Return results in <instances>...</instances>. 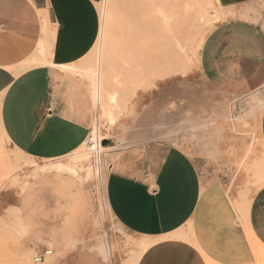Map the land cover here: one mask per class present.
Returning <instances> with one entry per match:
<instances>
[{
  "label": "rangeland",
  "instance_id": "374dc122",
  "mask_svg": "<svg viewBox=\"0 0 264 264\" xmlns=\"http://www.w3.org/2000/svg\"><path fill=\"white\" fill-rule=\"evenodd\" d=\"M146 2L97 0L98 38L72 66L92 100L90 132L98 126L106 149L76 162L71 173L54 165L92 145L90 134L54 159L19 153L0 135V264H137L152 240L126 228L107 201L111 168L135 145L162 141L176 147L196 164L201 187L220 181L240 213L264 185V69L251 68L243 75L254 78L217 88L200 67L205 37L234 11L217 0H167L169 10L186 4L188 17L178 32L150 24ZM135 26L148 27L144 57L135 55ZM175 36L184 47L180 54L171 52L177 43L169 37ZM146 57L153 60L148 71L141 67ZM98 70L107 93L99 104L92 92L97 79L91 78ZM108 96L103 113L101 101ZM253 246L252 264H264V246Z\"/></svg>",
  "mask_w": 264,
  "mask_h": 264
},
{
  "label": "crops",
  "instance_id": "0c3cea01",
  "mask_svg": "<svg viewBox=\"0 0 264 264\" xmlns=\"http://www.w3.org/2000/svg\"><path fill=\"white\" fill-rule=\"evenodd\" d=\"M96 2L0 0V135L17 152L54 159L88 138L92 100L72 66L98 38ZM218 3L235 14L205 37L199 61L222 88L264 69V0ZM202 182L196 164L162 141L118 156L107 178L108 206L152 240L137 264L254 262V242L264 246V185L240 213L220 181Z\"/></svg>",
  "mask_w": 264,
  "mask_h": 264
},
{
  "label": "bare ground",
  "instance_id": "6f19581e",
  "mask_svg": "<svg viewBox=\"0 0 264 264\" xmlns=\"http://www.w3.org/2000/svg\"><path fill=\"white\" fill-rule=\"evenodd\" d=\"M147 2H146V4H145V7H144V10L145 11H147V15H148V17H147V20L149 19V23L150 24H154L155 22H157L158 24H161L160 25V27L162 26V25H164V26H162L161 28H160V30H164V29H166V30H171V31H173V29L172 28H175V29H180V28H183L182 27V22H183V19H185L184 18V16L186 17V19H187V17H188V12L186 11L187 10V8H186V4H182L181 6H177V8H173V9H168L166 6H165V3L167 2V0H146ZM191 1V0H190ZM145 2V1H144ZM217 2H218V0H217ZM167 4V3H166ZM143 5V4H142ZM196 14V13H195ZM145 16V15H144ZM146 20V21H147ZM145 21V20H144ZM145 21V22H146ZM160 22V23H159ZM187 22V21H186ZM147 23V22H146ZM149 23H148V25H149ZM156 24V23H155ZM171 24V25H170ZM137 25V24H136ZM147 25V24H146ZM139 26V25H138ZM138 26H135V28L137 27V30H136V32L134 33V35H135V42H136V47H135V55H137L138 57L139 56H141V57H144L143 55H146V52H147V45H148V35H147V33L145 32V29H147V28H145L144 29V27H138ZM140 26H141V24H140ZM144 26V25H143ZM150 27H151V25H149ZM183 26H186V25H183ZM157 27H159V26H157ZM150 29V28H149ZM148 29V30H149ZM169 30V31H170ZM147 31V30H146ZM158 31H159V29H158ZM169 31H165L166 33H168ZM180 31H182V29L180 30ZM178 32H179V30H178ZM150 38H151V36H150ZM174 38V39H173ZM169 39H171L170 40V43L174 40V42L173 43H177V41H178V39H176V36L175 37H169ZM175 43V44H176ZM180 42H178L177 43V49H176V45H175V47L173 46V49L175 48V50H173L172 49V51L171 52H174V53H176V54H180V51L182 52V48H184V47H182V45L180 46V44H179ZM138 44V45H137ZM181 48L182 50H178L179 48ZM178 50V51H177ZM176 51V52H175ZM151 52V51H150ZM155 54V53H154ZM150 55H153V54H150ZM149 55V56H150ZM156 55V54H155ZM152 59H153V56H150ZM150 57H146L148 60L147 61H145L144 60V64H142V66L141 67H143V69L145 70V71H148V67H150V66H152L153 64V60L156 58V56H154V59L152 60V59H150ZM146 58H144V59H146ZM159 59V58H158ZM157 59V65L159 64V60ZM156 62V61H155ZM155 64V63H154ZM161 64V63H160ZM160 64L158 65V66H160ZM70 65V64H69ZM156 65V66H157ZM67 66V64L66 65H61V67H66ZM155 66V65H154ZM153 66V67H154ZM157 66V67H158ZM68 67V66H67ZM151 68V67H150ZM149 68V69H150ZM159 68H161V66L159 67ZM69 69V68H68ZM155 69H157L156 67H155ZM157 71L158 72H162V70L161 71H159L158 69H157ZM93 72H95V71H93ZM92 72V73H93ZM150 72V71H149ZM182 72H184V71H182ZM146 73H148V72H146ZM187 74V73H186ZM185 74V75H186ZM156 76H157V74H156ZM162 76V75H161ZM91 78L93 79V81L95 80V78L97 79V80H95L96 81V84H95V86L93 87V100L94 101H96V103H100V99H102L101 98V94H105L106 93V91H105V88H106V86H105V88L103 87L104 85H103V82H104V80H105V82H106V79H104L103 80V77L101 76V74H100V72H99V70L98 71H96L95 72V74L93 73L92 75H91ZM107 94V93H106ZM107 98V100L106 99H104L103 98V100L101 101V108H102V111H103V113H104V111L107 109V106H108V104H110V103H108V98H109V96L108 97H106ZM113 98V97H112ZM110 99V98H109ZM98 106V105H97ZM105 131V130H104ZM106 132V131H105ZM103 138H105V136H102L101 134H100V130H99V128H98V126L97 125H95L94 126V128H93V130L90 132V137L88 138V141L87 142H91V143H93L92 145H89L88 143L87 144H85L84 145V147L83 148H80V149H78V150H75L72 154H71V157H70V161L69 162H67V163H58V164H56V165H54L56 168H58L59 170L61 169V170H65V171H69V172H71V173H76L77 172V167H76V165H75V163L76 162H82V161H84L85 159L87 160V158H89L88 156L89 155H91L92 153H98L99 151H102L103 149H106V147L107 146H104L102 143H101V140L103 139ZM88 161V160H87ZM90 163V162H89ZM88 163V164H89ZM80 164V163H79ZM52 165V164H51ZM78 165V164H77ZM90 168V167H89ZM88 168V169H89ZM52 169V168H51ZM242 177H243V175H242ZM147 241V240H146ZM142 242V241H141ZM141 245H138V246H142V244L143 243H140ZM116 246V245H115ZM144 246V245H143ZM142 250V249H141ZM48 252V251H47ZM142 252V251H141ZM49 253V252H48ZM138 259V258H137ZM138 261V260H137ZM213 264L212 262H209V264Z\"/></svg>",
  "mask_w": 264,
  "mask_h": 264
},
{
  "label": "built area",
  "instance_id": "2783aa9c",
  "mask_svg": "<svg viewBox=\"0 0 264 264\" xmlns=\"http://www.w3.org/2000/svg\"><path fill=\"white\" fill-rule=\"evenodd\" d=\"M41 258H42V256H39V257H38V260H41Z\"/></svg>",
  "mask_w": 264,
  "mask_h": 264
}]
</instances>
